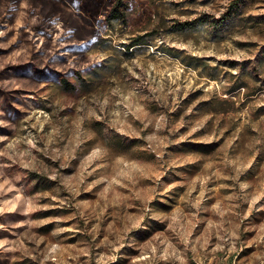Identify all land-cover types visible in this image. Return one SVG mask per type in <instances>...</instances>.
Segmentation results:
<instances>
[{
    "label": "rangeland",
    "instance_id": "rangeland-1",
    "mask_svg": "<svg viewBox=\"0 0 264 264\" xmlns=\"http://www.w3.org/2000/svg\"><path fill=\"white\" fill-rule=\"evenodd\" d=\"M96 1L0 0V264H264V0Z\"/></svg>",
    "mask_w": 264,
    "mask_h": 264
},
{
    "label": "trees",
    "instance_id": "trees-1",
    "mask_svg": "<svg viewBox=\"0 0 264 264\" xmlns=\"http://www.w3.org/2000/svg\"><path fill=\"white\" fill-rule=\"evenodd\" d=\"M86 7L93 10L94 5L97 3L96 0H84ZM130 7V0H111V6L107 14L106 24H113L115 22L126 23L127 21V13ZM188 23L182 24V29L186 27ZM189 25V24H188ZM136 42L132 44L131 48L135 45H141L143 43V39L139 38L135 40ZM60 84L67 88L69 86L68 80L64 78H60Z\"/></svg>",
    "mask_w": 264,
    "mask_h": 264
}]
</instances>
